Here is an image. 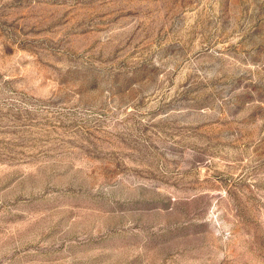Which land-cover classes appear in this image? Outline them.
Wrapping results in <instances>:
<instances>
[{
    "label": "rangeland",
    "instance_id": "rangeland-1",
    "mask_svg": "<svg viewBox=\"0 0 264 264\" xmlns=\"http://www.w3.org/2000/svg\"><path fill=\"white\" fill-rule=\"evenodd\" d=\"M0 264H264V0H0Z\"/></svg>",
    "mask_w": 264,
    "mask_h": 264
}]
</instances>
